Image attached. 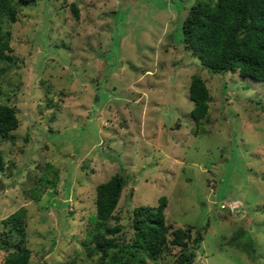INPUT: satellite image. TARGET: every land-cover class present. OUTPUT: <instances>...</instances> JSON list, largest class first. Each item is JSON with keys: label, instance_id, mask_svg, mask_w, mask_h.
Segmentation results:
<instances>
[{"label": "rangeland", "instance_id": "1", "mask_svg": "<svg viewBox=\"0 0 264 264\" xmlns=\"http://www.w3.org/2000/svg\"><path fill=\"white\" fill-rule=\"evenodd\" d=\"M193 1L34 0L4 23L13 62H0V103L18 126L0 136V231L23 207L29 264L96 263L80 245L95 186L121 171L115 235L128 239L131 209L163 195L170 228L202 233L192 264H264V81L212 73L183 50ZM194 73L209 92L196 133ZM177 249L146 264H174Z\"/></svg>", "mask_w": 264, "mask_h": 264}, {"label": "trees", "instance_id": "2", "mask_svg": "<svg viewBox=\"0 0 264 264\" xmlns=\"http://www.w3.org/2000/svg\"><path fill=\"white\" fill-rule=\"evenodd\" d=\"M32 1L0 0V62H13L7 53L11 50L10 32L4 28V23L15 22L20 6ZM70 9L76 17L77 8L73 3ZM180 34L183 50L195 57L200 67L212 73L237 72L238 76L264 81V0H194L180 22ZM4 70L5 67L0 66V75ZM187 98L192 104L189 115L196 133L207 115L209 100L208 88L198 73L189 77ZM17 126L13 108L0 103V136L12 141L10 132ZM3 166L0 152V170ZM45 175L43 173L39 183L53 188L56 177L47 179ZM126 180L127 175L122 171L115 172L95 186V211L88 217L91 227L86 229L85 240L80 242L86 255L91 257L98 253L95 264H146L172 244L178 248L174 264H192L194 246L202 233L196 228L191 235L192 226L170 228L165 219L166 198L163 195L154 205H138L131 209L132 232L128 239L115 235L118 227L110 225L109 221L114 218L113 211ZM40 195L36 186L30 196L38 200ZM24 216V208L19 207L1 221L0 251L4 253L1 264H29Z\"/></svg>", "mask_w": 264, "mask_h": 264}, {"label": "clouds", "instance_id": "3", "mask_svg": "<svg viewBox=\"0 0 264 264\" xmlns=\"http://www.w3.org/2000/svg\"><path fill=\"white\" fill-rule=\"evenodd\" d=\"M228 204H229V206H228ZM230 204H231V203L229 202V203L226 204L227 206L225 205L224 207H227V209H232V208L230 207Z\"/></svg>", "mask_w": 264, "mask_h": 264}, {"label": "built area", "instance_id": "4", "mask_svg": "<svg viewBox=\"0 0 264 264\" xmlns=\"http://www.w3.org/2000/svg\"><path fill=\"white\" fill-rule=\"evenodd\" d=\"M227 206V205H226ZM228 206H229V204H228Z\"/></svg>", "mask_w": 264, "mask_h": 264}]
</instances>
